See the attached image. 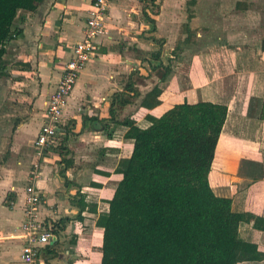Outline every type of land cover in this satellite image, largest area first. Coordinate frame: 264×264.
Returning <instances> with one entry per match:
<instances>
[{"label": "crops", "instance_id": "0c3cea01", "mask_svg": "<svg viewBox=\"0 0 264 264\" xmlns=\"http://www.w3.org/2000/svg\"><path fill=\"white\" fill-rule=\"evenodd\" d=\"M185 1L144 0L156 6L154 16L138 0L110 1L96 51L65 99V131L58 144L65 162L53 146L48 148L32 183L34 140L45 121V101L81 39L90 0H43L33 11L16 13L15 36L5 43L0 60V264H19L23 190L30 183L41 198L36 220L53 235L38 248L35 262L99 264L102 229L95 221L107 211L121 179L118 164L132 148L124 123L144 129L147 116L158 117L183 102L226 108L208 186L230 200L232 212L249 215V222L238 226V237L264 253V233L251 226L254 218L264 219V0H194L184 9ZM233 17L242 26L227 29ZM183 23L200 47L183 59L167 56L184 33ZM211 32L231 36L211 45L201 38ZM248 34L256 39L251 42ZM158 38L163 39L158 57L147 58ZM165 55L171 65H165ZM158 63L170 70L161 82ZM116 95L127 104L117 106ZM80 199L84 208L78 215ZM242 264H264V259Z\"/></svg>", "mask_w": 264, "mask_h": 264}, {"label": "trees", "instance_id": "16d2710c", "mask_svg": "<svg viewBox=\"0 0 264 264\" xmlns=\"http://www.w3.org/2000/svg\"><path fill=\"white\" fill-rule=\"evenodd\" d=\"M42 1L0 0V60L5 43L15 36L16 13L33 11ZM183 31L189 33L187 23ZM260 49L264 51V37ZM155 67L163 69L161 82L170 70L160 63ZM119 97H114L117 106L126 105ZM225 115L222 105L183 102L158 117L147 116L144 129L124 123V138L132 141V148L130 156L118 164L121 179L107 211L95 221L102 229L99 264H242L264 259L255 244L238 237V226L247 224L249 215L232 212L230 200L215 196L208 186L207 174ZM260 119H264V101ZM58 146L52 149L65 162ZM76 206L79 215L84 208L81 199ZM251 226L264 233V219L254 218Z\"/></svg>", "mask_w": 264, "mask_h": 264}, {"label": "built area", "instance_id": "2783aa9c", "mask_svg": "<svg viewBox=\"0 0 264 264\" xmlns=\"http://www.w3.org/2000/svg\"><path fill=\"white\" fill-rule=\"evenodd\" d=\"M111 0H90L84 19L81 39L71 47L70 58L59 75L54 90L45 101V121L41 124L34 140L36 160L32 164L31 183L37 177L39 160L48 148L56 146L62 139L65 124L62 120L65 99L73 87L79 70L91 59L96 51V39ZM23 190V216L19 225L24 244L21 248L19 264H37L35 256L38 248L48 244L53 238L51 229L45 230L36 220V210L41 202L40 195L32 184Z\"/></svg>", "mask_w": 264, "mask_h": 264}, {"label": "rangeland", "instance_id": "374dc122", "mask_svg": "<svg viewBox=\"0 0 264 264\" xmlns=\"http://www.w3.org/2000/svg\"><path fill=\"white\" fill-rule=\"evenodd\" d=\"M145 3H148V2H145ZM143 6L145 8H147L149 14H151V15L154 16L157 13V8H155V6H150V5H147L146 6L144 3H143ZM185 8H186V1L184 3V9ZM223 11H225V10H223ZM232 12H234V11H232ZM219 13H221V12H219ZM229 15H230V13H229ZM183 24H185V23H183ZM241 24L238 23L237 19L234 20V17H233L232 19H229V21H228V23H227V25L225 27L227 29L232 28V29L235 30V27H237V25L242 26ZM251 28H252V26H251ZM249 32L250 33H255L252 30H250ZM148 33H151V32L148 31ZM181 33H183V30L181 31ZM155 34H157V33H155ZM228 36H231V34H229V35H226V34H212V32H211V34H209L208 36L201 37V38H203V40H205L206 38H208L207 39V44H211L212 45V43H214V45L215 44L221 45V43L224 42L225 37L228 38ZM247 36H248V39L251 42H252V40H255L256 39V37H253V36H256V34H248ZM162 40L163 39H160V38H158L156 40L154 39V41L156 43V45H155V48L156 49L155 50H152V51H148V53L146 55L147 58H149V57L152 58V57L156 56V54H157V57H158L159 51H160V45H161V42H163ZM151 41L153 42V40H151ZM198 47H200V43L198 41H194L192 35L183 33V34H181V38L180 39H177L176 41H174V43H173V50H171V52H168L167 53V56L170 55V56H172L174 58L175 57H178L180 59H183V58H186L187 57L185 54L188 53L189 50H192L193 51V50L198 49ZM167 56L165 55V60H164L165 65H171L172 64L171 63L172 62V59L169 58V57H167ZM212 57H216V55H213ZM2 90H3V79L0 78V92Z\"/></svg>", "mask_w": 264, "mask_h": 264}]
</instances>
